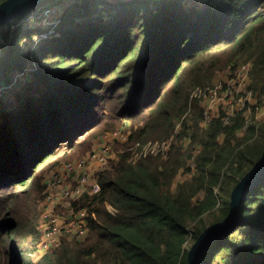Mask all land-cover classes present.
Masks as SVG:
<instances>
[{
  "label": "trees",
  "instance_id": "trees-1",
  "mask_svg": "<svg viewBox=\"0 0 264 264\" xmlns=\"http://www.w3.org/2000/svg\"><path fill=\"white\" fill-rule=\"evenodd\" d=\"M182 3L46 0L0 25V82L28 74L26 96L0 119V264H23L20 243L38 253L43 174L121 126L131 132L117 146L119 160L99 172L95 194L72 201L86 209V235L30 264H187L188 233L195 241L228 215L231 190L264 155V122L241 136L242 114L201 127L191 94L237 56L252 61L249 87L264 91V0ZM54 4L53 23L29 25ZM177 123L166 156L144 151ZM191 157L193 175L173 187ZM216 210L207 224L202 216ZM200 264H264V180L243 197L230 230L204 247Z\"/></svg>",
  "mask_w": 264,
  "mask_h": 264
},
{
  "label": "built area",
  "instance_id": "built-area-1",
  "mask_svg": "<svg viewBox=\"0 0 264 264\" xmlns=\"http://www.w3.org/2000/svg\"><path fill=\"white\" fill-rule=\"evenodd\" d=\"M237 61L239 60L234 58L231 69L225 74L193 89L191 97L200 104L201 127H207L214 119H220L222 124L226 125L239 114L245 116L246 125L264 122V119L257 121L258 117L264 115V91L257 94L249 87L252 61L241 60L240 63ZM111 132V136L123 137L122 129ZM127 136L123 140H126ZM162 146L163 144H156L147 152L156 154L162 149L163 155L166 156L169 145L168 149ZM111 154V144L101 143L87 155L59 164L44 179L42 202L45 211L41 216L44 223L38 253L51 251L63 240L82 239L86 235V209L74 207L72 201L84 193L93 195L98 191V174L110 164ZM58 208L62 210L58 211ZM190 235L191 233H188L189 238Z\"/></svg>",
  "mask_w": 264,
  "mask_h": 264
},
{
  "label": "rangeland",
  "instance_id": "rangeland-1",
  "mask_svg": "<svg viewBox=\"0 0 264 264\" xmlns=\"http://www.w3.org/2000/svg\"><path fill=\"white\" fill-rule=\"evenodd\" d=\"M185 7L187 8H191L192 6H197V7H200V9L204 8L205 7V4H206V0H183V3H182ZM43 14L45 15V17H43L42 19H38L37 17H34L30 19V21L28 22L29 25H32V24H35V25H39V24H49V23H53L55 21V18L56 16L59 14V6L57 5H52L51 7H47L46 9H44V12ZM40 37V35H35L33 36V41H36L38 40ZM29 42V39L26 38L24 39L23 41V44L24 43H27ZM0 43H1V40H0ZM237 58L239 61H237V63H240L241 60H243L242 56H237L235 57ZM234 61V59H233ZM232 61V62H233ZM232 62L225 68L223 69H220V70H217L214 74V76L212 77V79L209 81L211 82L214 78L220 76V75H223L225 74L226 72H228L231 67H232ZM27 77H28V74L24 73V72H20V71H16V72H13L11 74V77L9 79L8 82H5V81H1L0 82V119H1V115L4 111H7L9 109H12L14 108L21 100V98H24L26 96V80H27ZM208 82V83H209ZM251 118H253V116H251ZM264 119V115L260 116L257 118V121H261ZM249 124V123H248ZM248 124L244 125L243 128H247ZM127 128V129H126ZM117 129H122V134H123V137L121 136H111V131L110 132H106L100 136H98L97 138H95L94 142H93V149L94 148H97L98 146L101 145V143H104V142H109L111 144V148H112V158H110V164L107 166L106 169H109L112 164L116 163L119 158H118V152L121 151V149L117 148L118 144H121L122 142H125L127 140H123L124 137H126L127 135L130 134L131 130H130V125L127 126V127H124V126H121L120 128H117ZM180 130V124L177 123L176 124V127H175V130H174V134L169 137L168 139H165L163 140V142H155V143H147V144H144V151H149L151 147H154L156 146V144H163L162 148H165V149H168V146L167 145H171V143L175 140V135L179 132ZM244 132V130H240L238 132V135H242V133ZM128 137V136H127ZM183 141V140H182ZM188 145V141H186V144H184V147L186 148ZM89 153V152H88ZM87 153V154H88ZM196 153V151L194 152V154ZM85 154V155H87ZM84 155V156H85ZM138 156L137 154L134 155V158L136 159ZM59 165V164H58ZM56 165V166H58ZM56 166H54L52 169L46 171L43 176V180L49 175L50 171H52ZM187 167H189V170H186L184 168H181L180 171L178 172V174L176 175L175 179H174V182H173V187L179 183V182H182L183 180L185 179H188L190 178L192 175H193V172H194V165H193V157H191L190 159H188V164H187ZM43 183V181H42ZM44 190V189H43ZM217 190V188H216ZM202 197V192L199 193L195 198H194V201L196 202L198 199H200ZM38 201H39V211H40V215L42 216V214L44 213L45 211V206L43 205V195H42V192L38 198ZM108 209L110 211H113L112 207H108ZM62 208H58V211H61ZM215 213L214 214H204L202 216V218H204V221L208 224L211 222L212 220V217L213 215H218V210L214 211ZM40 216V223L43 225L44 223V218H41ZM198 223V222H197ZM197 223H191L189 225V230H192V227L195 226ZM209 226V225H208ZM187 243L185 244V247H184L188 250L190 245L194 242L193 239H192V236L190 235V238L188 237L187 238ZM20 246V254L23 258V264H30V261L31 260H37L39 258L38 254L36 251L34 252H30L29 250H27L24 245L22 243L19 244Z\"/></svg>",
  "mask_w": 264,
  "mask_h": 264
},
{
  "label": "water",
  "instance_id": "water-1",
  "mask_svg": "<svg viewBox=\"0 0 264 264\" xmlns=\"http://www.w3.org/2000/svg\"><path fill=\"white\" fill-rule=\"evenodd\" d=\"M44 1L46 0H3L0 3V25L15 19ZM263 180L264 155L251 166L231 190L228 215L223 220L207 226L190 245L187 264H200L204 247L230 230L232 223L237 219L243 197Z\"/></svg>",
  "mask_w": 264,
  "mask_h": 264
},
{
  "label": "crops",
  "instance_id": "crops-1",
  "mask_svg": "<svg viewBox=\"0 0 264 264\" xmlns=\"http://www.w3.org/2000/svg\"><path fill=\"white\" fill-rule=\"evenodd\" d=\"M38 254V256H40V253H37Z\"/></svg>",
  "mask_w": 264,
  "mask_h": 264
},
{
  "label": "bare ground",
  "instance_id": "bare-ground-1",
  "mask_svg": "<svg viewBox=\"0 0 264 264\" xmlns=\"http://www.w3.org/2000/svg\"><path fill=\"white\" fill-rule=\"evenodd\" d=\"M110 206V205H107V207ZM111 207V206H110Z\"/></svg>",
  "mask_w": 264,
  "mask_h": 264
}]
</instances>
